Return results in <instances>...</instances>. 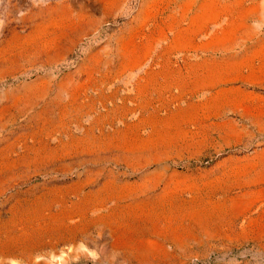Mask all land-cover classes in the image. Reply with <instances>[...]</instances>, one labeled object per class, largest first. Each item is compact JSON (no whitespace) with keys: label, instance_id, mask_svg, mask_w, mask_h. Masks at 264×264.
I'll list each match as a JSON object with an SVG mask.
<instances>
[{"label":"rangeland","instance_id":"1","mask_svg":"<svg viewBox=\"0 0 264 264\" xmlns=\"http://www.w3.org/2000/svg\"><path fill=\"white\" fill-rule=\"evenodd\" d=\"M0 264H264V0H0Z\"/></svg>","mask_w":264,"mask_h":264}]
</instances>
